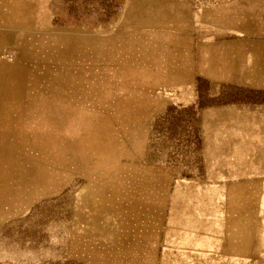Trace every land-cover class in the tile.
<instances>
[{"label":"rangeland","instance_id":"1","mask_svg":"<svg viewBox=\"0 0 264 264\" xmlns=\"http://www.w3.org/2000/svg\"><path fill=\"white\" fill-rule=\"evenodd\" d=\"M258 50L264 0H0V264H176L173 188L256 125Z\"/></svg>","mask_w":264,"mask_h":264},{"label":"crops","instance_id":"2","mask_svg":"<svg viewBox=\"0 0 264 264\" xmlns=\"http://www.w3.org/2000/svg\"><path fill=\"white\" fill-rule=\"evenodd\" d=\"M241 73L250 88H264V51ZM250 123L256 125H228V148L208 155L205 181L174 186L166 242L176 264H249L250 258H264V103Z\"/></svg>","mask_w":264,"mask_h":264}]
</instances>
